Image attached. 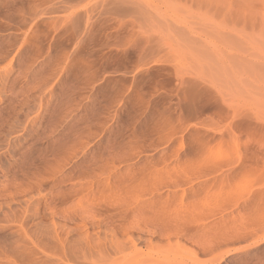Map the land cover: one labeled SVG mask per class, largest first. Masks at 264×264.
<instances>
[{
	"label": "rangeland",
	"instance_id": "obj_1",
	"mask_svg": "<svg viewBox=\"0 0 264 264\" xmlns=\"http://www.w3.org/2000/svg\"><path fill=\"white\" fill-rule=\"evenodd\" d=\"M0 264H264V0H0Z\"/></svg>",
	"mask_w": 264,
	"mask_h": 264
},
{
	"label": "bare ground",
	"instance_id": "obj_2",
	"mask_svg": "<svg viewBox=\"0 0 264 264\" xmlns=\"http://www.w3.org/2000/svg\"><path fill=\"white\" fill-rule=\"evenodd\" d=\"M213 181H214V180H213ZM218 181H219V180H218ZM204 185H206V184H203V186H204ZM255 194H256V193H255ZM258 194H260V193H258ZM251 195H252V194H251ZM261 195H262V193L260 194L259 197H261ZM255 196H256V195H255ZM257 196H258V195H257ZM257 196H256V197H257ZM250 198L252 199V197H250ZM250 198H249V199H250ZM247 199H248V198H247ZM254 199H255V198H254ZM257 199H258V198H257ZM257 199H256V200H257ZM244 200H245V199H244ZM244 200H243V201H244ZM252 200H253V199H252ZM256 200H255V201H256ZM250 203H251V201H250ZM253 203H254V202H253ZM247 204H248V203H247ZM245 205H246V204H245ZM159 214H160V213H159ZM157 215H158V214H157ZM160 215H162V214H160ZM153 218H155V217H153ZM157 218H158V217H157ZM203 219H204V218H203ZM207 219H208V218H207ZM230 220H231V219H230ZM221 221H222V220H221ZM227 221H228V220H227ZM224 223H225V221H224ZM211 224H212V223H211ZM212 225H213V224H212ZM212 225H211V226H212ZM195 226H197V225H195ZM221 226H223V225H221ZM202 227H203V226H202ZM202 227L200 226V228H202ZM204 227H205V226H204ZM207 228H208V227H207ZM196 229H197V228H196ZM208 229H209V228H208ZM200 230H201V229H200ZM204 230H206V227H205ZM190 231H191V230H190ZM194 231H195V230H194ZM194 231H193V232H194ZM210 231H211V230H210ZM196 232H197V231H196ZM199 232H200V231H199ZM200 233H201V232H200ZM210 233H211V232H210ZM202 234H203V232H202ZM207 234H209V233H207ZM194 235H195V234H194ZM196 235H197V233H196ZM196 235H195V236H196ZM206 236H207V235H206ZM200 237H201V236H200ZM210 251H211V250H210Z\"/></svg>",
	"mask_w": 264,
	"mask_h": 264
}]
</instances>
